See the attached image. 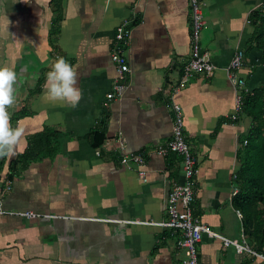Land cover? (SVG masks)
I'll list each match as a JSON object with an SVG mask.
<instances>
[{
  "label": "crops",
  "instance_id": "crops-1",
  "mask_svg": "<svg viewBox=\"0 0 264 264\" xmlns=\"http://www.w3.org/2000/svg\"><path fill=\"white\" fill-rule=\"evenodd\" d=\"M201 5V52L216 68L183 84L192 50L189 0H0V66L17 73L14 102L5 107L22 133L14 154L0 157V209L9 212L0 214V264H184L179 233L146 223L167 219L168 195L183 181L180 156L160 153L172 138L174 104L199 156L196 215L227 238L246 236L264 254V224L247 222L234 194L253 127L244 94L264 90L263 28L253 22L264 0ZM126 19L133 23L128 88L109 100L117 77L112 49ZM239 52L243 65L234 74L242 89L230 69ZM59 57L77 72L75 105L45 94ZM45 133L53 140L38 150ZM96 133L105 136L97 148ZM31 147L37 155L26 158ZM123 147L145 158L146 182L135 162H122ZM20 212L41 216L13 214ZM199 256L202 264H264L208 234Z\"/></svg>",
  "mask_w": 264,
  "mask_h": 264
},
{
  "label": "built area",
  "instance_id": "built-area-1",
  "mask_svg": "<svg viewBox=\"0 0 264 264\" xmlns=\"http://www.w3.org/2000/svg\"><path fill=\"white\" fill-rule=\"evenodd\" d=\"M189 6L192 20V50L191 58L184 67L183 84H186L190 76L194 74L211 75L216 68L211 62L209 54L201 52L200 33L204 26L201 0H189ZM132 24L131 20L126 19L117 29L111 54L112 60L116 65L117 77L113 83L111 92L107 96L109 100L122 97L128 88V75L131 70L127 52L132 38ZM243 55V52H239L233 59L230 67L233 73L231 75L232 81L240 89L244 88L245 84L238 79L234 71H238L242 67ZM239 100L241 101V97H239ZM247 144L248 141L245 140L244 145L247 146ZM160 153L164 155L174 153L180 156L182 160L181 175L183 181L176 183L168 195L166 206L167 219L159 223H146L179 233L180 238L177 241V245L185 250L186 259L184 260V264H202L199 256V246L204 234L222 240L225 247H235L238 253H247L264 258V254L258 253L247 242L246 236H243V242L227 238L218 232L210 230L196 215L194 205L198 193L197 177L199 173V156L195 145L185 135L183 115L180 106L177 104H174L172 138L165 147H161ZM97 154L99 155L100 151H97ZM121 155V160L124 164L130 165L131 162H135L139 166L138 174L146 182L147 171L145 169V158L141 154H127L125 150L121 152ZM7 188H11L10 182H8ZM237 193L238 190L236 189L234 194L236 195ZM0 214H9V212L0 209ZM13 214L29 219H35L41 216L33 212Z\"/></svg>",
  "mask_w": 264,
  "mask_h": 264
},
{
  "label": "trees",
  "instance_id": "trees-1",
  "mask_svg": "<svg viewBox=\"0 0 264 264\" xmlns=\"http://www.w3.org/2000/svg\"><path fill=\"white\" fill-rule=\"evenodd\" d=\"M255 25L262 27L261 33L257 36V48L264 54V8L256 11L253 15ZM264 60V58H263ZM243 112L252 119L253 127L247 136L248 144L242 157V166L237 174V182L241 185L235 197L238 207L245 214L247 222L258 220L264 224V90L258 89L252 94H244ZM51 133L43 134L38 150L46 142L53 140ZM105 140L103 134L96 133L93 142L94 146L100 147ZM34 147H31L26 158L37 155Z\"/></svg>",
  "mask_w": 264,
  "mask_h": 264
},
{
  "label": "clouds",
  "instance_id": "clouds-1",
  "mask_svg": "<svg viewBox=\"0 0 264 264\" xmlns=\"http://www.w3.org/2000/svg\"><path fill=\"white\" fill-rule=\"evenodd\" d=\"M17 73L7 66H0V157L14 154L15 146L22 133L9 124L6 105L14 102V85ZM47 96L54 100L67 101L75 105L81 96L77 86V72L64 57H59L46 74Z\"/></svg>",
  "mask_w": 264,
  "mask_h": 264
}]
</instances>
